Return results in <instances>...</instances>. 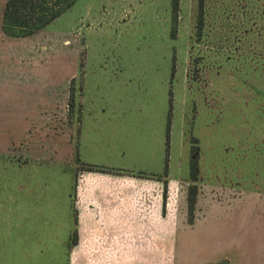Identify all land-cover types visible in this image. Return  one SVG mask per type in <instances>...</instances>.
<instances>
[{
	"label": "rangeland",
	"instance_id": "374dc122",
	"mask_svg": "<svg viewBox=\"0 0 264 264\" xmlns=\"http://www.w3.org/2000/svg\"><path fill=\"white\" fill-rule=\"evenodd\" d=\"M197 14L198 0H181L172 40L170 0H77L37 34L6 36L7 49L0 51V218L21 219L25 246L36 247V234L47 236L49 228L51 264L71 261L81 187L91 174L163 171L171 89L165 198L168 186L179 184L177 202H185L191 147L200 146L202 203L211 200L212 187V200L255 196L254 204L231 212L256 220L231 229L228 256L234 260L242 244L264 250V0H205L201 35ZM186 210L189 221L188 188ZM243 233L244 242L235 239ZM208 253L178 260L202 264Z\"/></svg>",
	"mask_w": 264,
	"mask_h": 264
},
{
	"label": "crops",
	"instance_id": "0c3cea01",
	"mask_svg": "<svg viewBox=\"0 0 264 264\" xmlns=\"http://www.w3.org/2000/svg\"><path fill=\"white\" fill-rule=\"evenodd\" d=\"M6 2L7 0H3L0 4V51L2 45L7 49V37L2 30ZM1 36L5 38L1 40ZM4 63L5 61L2 64ZM164 169L165 158L163 171L141 168V171H135L134 174L122 176L91 174L90 181L87 179L85 186L81 187L78 242L71 252L69 264H183V261L180 263L178 260L179 255H184L183 260L185 257L189 259L202 250L211 254L202 264L224 260L228 264H258L264 250L245 244L241 246L240 243L241 247L232 260L225 249L226 240L232 239L231 229L235 227L236 230L237 225L244 227V222L254 223L256 220L255 217L244 216L245 212L240 215L242 217L237 215L239 206L243 211L245 207L255 203V196L249 194L250 197L246 196L247 198H240L238 201L225 198L212 200L216 190L212 187V191H208L211 196L207 195L211 200L202 203L204 184L200 179L202 186L194 210L195 216L189 222L186 209L190 177L187 175L183 180L181 193L185 202L179 206V184L176 186L171 183L168 186L170 194L166 198L164 196L161 183L162 178L168 176L164 174ZM221 190L226 193L227 188ZM229 191L232 192V188L229 187ZM227 193L230 194L228 191ZM232 210L238 211L235 215L237 217H231ZM20 220L0 218V264H51L50 229H47V236L40 237V234H36V247L25 246L22 242L25 227ZM35 221L39 222L38 219ZM13 224L16 226H12ZM190 229L197 230L189 233ZM26 230L31 232V228ZM36 231L33 228V232ZM242 231L241 228L240 232ZM247 237L248 234L243 233L235 239L244 242Z\"/></svg>",
	"mask_w": 264,
	"mask_h": 264
},
{
	"label": "trees",
	"instance_id": "16d2710c",
	"mask_svg": "<svg viewBox=\"0 0 264 264\" xmlns=\"http://www.w3.org/2000/svg\"><path fill=\"white\" fill-rule=\"evenodd\" d=\"M77 0H7L3 11L2 30L6 36L11 38H26L37 34L45 29L49 24L59 18L62 14L74 6ZM181 13V0H170V32L172 40L177 39L179 32V20ZM205 0H198L197 33H203L205 27ZM175 65V55L173 56ZM174 72V66H173ZM172 73L171 79H173ZM76 77H73L70 84L69 100L74 99V87ZM172 89L169 94V112L166 124V157L164 174L169 170V146L172 129ZM196 143L199 140L196 138ZM200 153L198 145H192L190 156V185L188 187V208L189 221L192 222L198 196L200 192ZM89 166V165H88ZM91 166V165H90ZM75 239V243H76ZM212 264H228V261Z\"/></svg>",
	"mask_w": 264,
	"mask_h": 264
}]
</instances>
